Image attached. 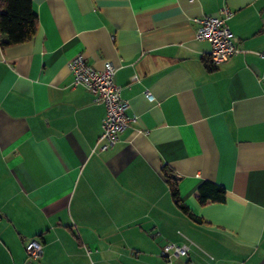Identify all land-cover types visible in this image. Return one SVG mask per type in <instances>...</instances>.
<instances>
[{
    "label": "crops",
    "instance_id": "1",
    "mask_svg": "<svg viewBox=\"0 0 264 264\" xmlns=\"http://www.w3.org/2000/svg\"><path fill=\"white\" fill-rule=\"evenodd\" d=\"M31 1L33 37L0 45V264H24L30 238L39 264H109L119 247L141 264H264V0ZM223 6L239 51L213 65L195 18ZM76 54L111 61L128 101L133 120L106 150ZM205 180L223 202L198 201ZM184 237L194 244L168 263L162 246Z\"/></svg>",
    "mask_w": 264,
    "mask_h": 264
},
{
    "label": "built area",
    "instance_id": "2",
    "mask_svg": "<svg viewBox=\"0 0 264 264\" xmlns=\"http://www.w3.org/2000/svg\"><path fill=\"white\" fill-rule=\"evenodd\" d=\"M232 13L231 9L223 6L214 15L195 18L198 24L194 32L195 38L210 43L209 58L213 65L224 62L239 51L238 39L228 26ZM260 56L264 59V50ZM68 68L73 76V85H80L89 90L93 94V101L105 108L97 143L102 150L114 146L119 141L120 134L133 120V117L126 113L128 101L121 97V88L114 81L115 65L111 61H105L101 69H96L85 61L82 54H76L68 61ZM147 96L152 99L150 94L147 93ZM184 238L187 243L168 242L162 246L161 256L168 263L176 257L187 255L189 245L194 243ZM25 252L27 261L24 264H39L37 261L42 255L41 242L37 238H30L25 244ZM185 264L195 263L187 260Z\"/></svg>",
    "mask_w": 264,
    "mask_h": 264
},
{
    "label": "trees",
    "instance_id": "3",
    "mask_svg": "<svg viewBox=\"0 0 264 264\" xmlns=\"http://www.w3.org/2000/svg\"><path fill=\"white\" fill-rule=\"evenodd\" d=\"M37 15L31 0H0V45L1 47L16 45L30 40L35 34ZM161 172L169 186L173 202L184 212H189L179 195L177 179L166 164ZM197 198L201 204L223 202L225 188L213 181L205 180L197 188Z\"/></svg>",
    "mask_w": 264,
    "mask_h": 264
},
{
    "label": "rangeland",
    "instance_id": "4",
    "mask_svg": "<svg viewBox=\"0 0 264 264\" xmlns=\"http://www.w3.org/2000/svg\"><path fill=\"white\" fill-rule=\"evenodd\" d=\"M76 235H77V233H76ZM117 250H118L117 252L108 253L110 255V257H108L109 258V261H108L109 264H116V262H126V261H131V262H134L135 264H141L142 261H144L143 256L131 255V253L129 252L128 249L122 250V248L119 247ZM104 254H101V255H104ZM119 254H122V257H119ZM76 259L78 260V264H101L97 261L98 258L93 257V256L92 257H83V258L79 257Z\"/></svg>",
    "mask_w": 264,
    "mask_h": 264
}]
</instances>
